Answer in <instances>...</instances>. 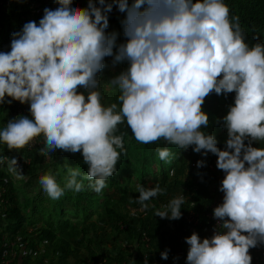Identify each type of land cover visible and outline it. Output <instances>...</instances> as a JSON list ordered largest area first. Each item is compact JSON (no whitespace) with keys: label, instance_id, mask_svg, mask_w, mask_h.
<instances>
[{"label":"clouds","instance_id":"1","mask_svg":"<svg viewBox=\"0 0 264 264\" xmlns=\"http://www.w3.org/2000/svg\"><path fill=\"white\" fill-rule=\"evenodd\" d=\"M53 2L56 7H45L38 23L27 21L11 34L9 51H0V105L18 102L30 114L9 119L0 129V144L20 152L42 136L41 156L79 153L87 165V187L97 194L126 155L127 133L120 125L142 145L162 140L181 152L191 148L205 158L211 153L217 158L210 165L217 186L207 218L220 202L212 212L216 224L203 239L197 232L185 237V264L264 263V147L253 146L264 144V43L245 42L240 18L224 0H86V7L75 0ZM114 9L123 14L122 42L120 33L108 31ZM108 58L113 68L127 67L104 83L119 93L105 106L100 75ZM213 94H234L227 114L215 119L227 133L223 150L205 131L210 117L203 106ZM156 153L165 163L175 158L170 147H157ZM5 163L16 179H25L20 161L0 156V165ZM206 166V159L197 161L198 169ZM79 177L80 168L70 167L63 187L50 171L38 182L58 200L65 191L84 190ZM136 191L140 211L151 207L161 220L182 219L184 194L157 208L148 202L166 188L137 184ZM0 238L2 249L16 243L18 264H36L25 259L27 246L18 234L0 228ZM169 253L165 249L160 258L168 260ZM142 258L149 262L152 254Z\"/></svg>","mask_w":264,"mask_h":264},{"label":"trees","instance_id":"2","mask_svg":"<svg viewBox=\"0 0 264 264\" xmlns=\"http://www.w3.org/2000/svg\"><path fill=\"white\" fill-rule=\"evenodd\" d=\"M31 1L0 0V51H8L4 43L3 34L6 30L2 21L6 20V16L1 17L5 14L1 8L7 6L4 2H9L8 8L12 11V18L21 20L20 18L29 15L27 2ZM49 1L48 7L52 8L53 0ZM75 2L79 7L87 6L86 0H75ZM224 2L229 6L232 15L239 16L245 42L250 47L257 42V38L264 43V0H224ZM38 3L43 9L45 8L42 0H38ZM122 19L123 14L119 16L111 13L109 17L112 27L108 31L120 33L118 42L123 41L120 24ZM106 63L111 65V58H108ZM117 66H122L123 70L127 67L126 64ZM104 75L108 77L106 81L112 78L107 68L101 73L100 79ZM101 89L104 93L105 106L116 102L119 94L116 88L102 83ZM233 99L234 94H230L227 98L213 94L206 99L203 106L210 117V127L205 131L215 135L219 141L218 147L222 150L227 133L225 129L215 124V119L227 114L228 105L233 103ZM23 106L18 102L0 105V129L9 119L17 118L18 116L15 115L18 108ZM23 115L29 116V111ZM119 129L120 132L127 133L126 155L121 156L116 165V174L108 180V187L100 194L85 186L79 193L65 191L61 198L52 200L41 190L34 193L33 199L28 198L22 205L18 196L19 189L10 180L11 173L8 172L7 166L0 165V198L8 202L4 203L5 207L0 205V218L5 217L3 221H6L5 226L0 223V228L3 234L6 232L13 236L18 234L23 239L24 246H27L26 260L35 261L36 264H99L101 262L185 264L188 250V245L184 242L185 237L193 232H197L202 239L212 235L214 225L208 223L207 212L211 202L216 198L214 185L217 186V174L210 170V165L217 158L211 153L205 158L201 154L194 153L191 148L181 152L174 146L166 145L162 140L156 144L142 145L136 142L126 125H120ZM38 139L42 143L39 145L41 147L43 137ZM36 146L29 150L23 149L25 159L19 160L22 163L21 167L25 168L24 170L28 169L31 180L35 179L41 167H45L41 164L39 151L36 152L40 147L36 148ZM253 146L264 147V144ZM157 147H170L175 153L171 163L159 160ZM5 150L6 146L0 144V156H4ZM60 152L57 150L56 155L52 154L54 163L51 173L56 176L58 183L63 187L68 169L79 167L81 177L78 179L83 180L85 185L87 165L83 163L82 156L79 153L73 155ZM201 159H206L207 166L198 169L196 164ZM173 170L174 174H170ZM197 173L202 175V179ZM38 179L34 182L39 184ZM24 182L26 185L23 190L27 195L32 181ZM157 183L161 188H166L167 192L148 203L155 204L159 208L171 198L184 194L186 202L182 206V219L161 220L154 216L151 207L147 212L140 211V205L135 202L139 195L136 185L151 187ZM64 210L76 215L77 218L65 215ZM190 212L198 215L197 225L188 222L187 217ZM144 239L149 241L145 242ZM0 243L2 244V238ZM165 249H170L168 260L160 258V253ZM257 249L251 250L253 259L257 255ZM146 252L152 254L149 262H145L142 258ZM175 257L179 259L174 261Z\"/></svg>","mask_w":264,"mask_h":264},{"label":"rangeland","instance_id":"3","mask_svg":"<svg viewBox=\"0 0 264 264\" xmlns=\"http://www.w3.org/2000/svg\"><path fill=\"white\" fill-rule=\"evenodd\" d=\"M42 3L45 4V7H48L50 5V1L49 0H42ZM8 7L9 6H6V8H1L3 11H5V14L4 15L2 14L1 17L2 16L3 17L6 16V20H2L3 21V24L5 26L4 29L6 30L4 32V34H3V38H4L5 46L7 48L6 50L9 51L10 50L11 34L13 32L19 31L22 28L23 24L25 22H27V21L35 20L38 23L39 19L42 17L43 14L41 16H39V17H32V16L26 15V16L20 18L21 20H19L18 18L17 19L12 18V11ZM51 7L52 8H55L56 7V4L53 3V2H51ZM112 14H118L119 16L121 15V13L115 12V11ZM109 25H110L109 26V29H110L112 27V23L109 22ZM116 70H115V68L111 67V65H109V67H107V72H111V77H114L116 75H119L120 72L123 71V67L122 66H117ZM107 78L108 77H106L105 75L103 76V78L101 77V81H102L103 84L107 82L106 81ZM110 90H114V89H110ZM101 91H102V89H101ZM102 93H103V91H102ZM103 100H104V93H103ZM41 144L42 143L38 139L37 142H36V144H35V146L36 145L39 146ZM37 146H36V148H37ZM23 151L24 150H21L20 152H15V151L8 152L7 149H6L5 150V153H4V156H7L9 158L15 157L19 161L22 157H24ZM38 151L39 150H37L36 152H38ZM54 155H56V153ZM52 156H53L52 154H50V157L41 156V158H42L41 164H44L45 167H41L40 170L37 171V174L35 176V179H38L41 175H44L45 173H48L49 171L51 172L53 170V163H54L53 158L54 157H52ZM3 165L7 166V163H5ZM19 165H20V163H19ZM20 168L23 170V175L25 176V179L18 180V179L15 178L14 175L11 174L10 180H11V182H13L14 186L19 189L18 196H19V199H20L22 205H24V203L28 200V198H32V197L34 198V193L39 192L42 189H41V187H40V185L38 183L34 182L35 181L34 178L31 180V175L28 174V169L27 170H24L25 168H22L21 166H20ZM29 180L32 181V184L29 185L31 187V189L29 188L30 189V192L28 191L27 192V195H26L25 192H24V190H23L25 188V185H26L24 181H29ZM88 183H89V181L88 180H85V186H87ZM63 212H65V215H68L71 218H74V219L77 218L76 215L70 214L67 210H64Z\"/></svg>","mask_w":264,"mask_h":264},{"label":"built area","instance_id":"4","mask_svg":"<svg viewBox=\"0 0 264 264\" xmlns=\"http://www.w3.org/2000/svg\"><path fill=\"white\" fill-rule=\"evenodd\" d=\"M3 4V3H2ZM1 4V5H2ZM4 5H8V2H4ZM28 7V13H30L32 16H39L43 12V8L39 6L38 0H32L31 2H27ZM28 111V106L24 105L22 108H18L17 116L26 114ZM38 138H36L32 144H30L27 148L31 149L37 142ZM1 197V195H0ZM4 203V200L0 198V205ZM220 204V202H215L214 205L210 207V209L213 212V209ZM212 212H209L208 218L213 222L214 226L216 224V221L212 217ZM188 221L190 223H193L195 225L198 224V215L195 213H190L189 217H187ZM0 264H18L16 263L19 259V252L16 250V243H12V245H7L4 249L0 248ZM146 258L148 255L145 256Z\"/></svg>","mask_w":264,"mask_h":264},{"label":"water","instance_id":"5","mask_svg":"<svg viewBox=\"0 0 264 264\" xmlns=\"http://www.w3.org/2000/svg\"><path fill=\"white\" fill-rule=\"evenodd\" d=\"M115 12H117V11L115 10Z\"/></svg>","mask_w":264,"mask_h":264}]
</instances>
